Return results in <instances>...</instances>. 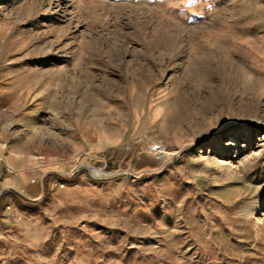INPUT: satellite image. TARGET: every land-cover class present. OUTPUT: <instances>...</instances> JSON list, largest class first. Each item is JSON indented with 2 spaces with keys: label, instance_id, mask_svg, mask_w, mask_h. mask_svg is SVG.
<instances>
[{
  "label": "rangeland",
  "instance_id": "obj_1",
  "mask_svg": "<svg viewBox=\"0 0 264 264\" xmlns=\"http://www.w3.org/2000/svg\"><path fill=\"white\" fill-rule=\"evenodd\" d=\"M0 161V264H264V0H0Z\"/></svg>",
  "mask_w": 264,
  "mask_h": 264
},
{
  "label": "crops",
  "instance_id": "obj_2",
  "mask_svg": "<svg viewBox=\"0 0 264 264\" xmlns=\"http://www.w3.org/2000/svg\"><path fill=\"white\" fill-rule=\"evenodd\" d=\"M5 162H9V163H13L14 164V167H15V170H17V163H16V161H15V163H14V161H10L9 160V157H7L6 158V160H5ZM6 164V163H5ZM2 167H3V162H1L0 161V199H1V196H2V192L4 191V190H6L7 189V187H8V185L9 186H11V184H12V181H8V183L4 180V181H2V183H1V173H2ZM7 171H8V169H6ZM24 183H26V184H24ZM7 184V185H6ZM25 185H28V183L27 182H24L23 181V179L22 178H20L19 179V188L21 189V190H23V189H25V190H27V192L31 195V194H33V195H38V192L39 191H41V189L39 190L37 187H35V186H32V185H29V186H27V187H25ZM6 199H10V200H12V204H14V205H16V200L14 199V197H5ZM14 200V201H13ZM15 202V203H14Z\"/></svg>",
  "mask_w": 264,
  "mask_h": 264
},
{
  "label": "trees",
  "instance_id": "obj_3",
  "mask_svg": "<svg viewBox=\"0 0 264 264\" xmlns=\"http://www.w3.org/2000/svg\"><path fill=\"white\" fill-rule=\"evenodd\" d=\"M14 196V198H15V200L19 203V204H23V205H27V206H35V205H38V204H40L42 201L40 200V201H38V202H31V201H28V200H26V199H24V198H22V197H20L19 195H16V194H14L13 195Z\"/></svg>",
  "mask_w": 264,
  "mask_h": 264
},
{
  "label": "bare ground",
  "instance_id": "obj_4",
  "mask_svg": "<svg viewBox=\"0 0 264 264\" xmlns=\"http://www.w3.org/2000/svg\"><path fill=\"white\" fill-rule=\"evenodd\" d=\"M228 143H232V142H228ZM228 145H232V144H228ZM9 173H14L15 171L10 167V165L7 167ZM21 178V177H20ZM19 178V179H20ZM19 179L18 178H13L12 179V184L10 187L14 188V189H19Z\"/></svg>",
  "mask_w": 264,
  "mask_h": 264
},
{
  "label": "built area",
  "instance_id": "obj_5",
  "mask_svg": "<svg viewBox=\"0 0 264 264\" xmlns=\"http://www.w3.org/2000/svg\"><path fill=\"white\" fill-rule=\"evenodd\" d=\"M8 208H9V205H8Z\"/></svg>",
  "mask_w": 264,
  "mask_h": 264
}]
</instances>
